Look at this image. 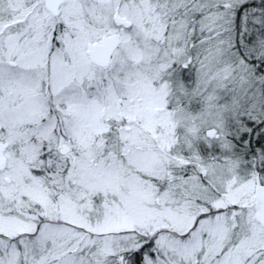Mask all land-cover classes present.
<instances>
[{
	"label": "snow or ice",
	"instance_id": "snow-or-ice-1",
	"mask_svg": "<svg viewBox=\"0 0 264 264\" xmlns=\"http://www.w3.org/2000/svg\"><path fill=\"white\" fill-rule=\"evenodd\" d=\"M0 264H264V0H0Z\"/></svg>",
	"mask_w": 264,
	"mask_h": 264
}]
</instances>
